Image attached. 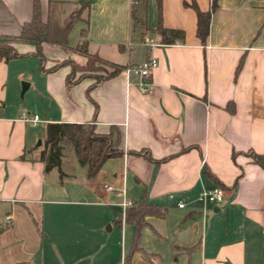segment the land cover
<instances>
[{"label": "crops", "instance_id": "0c3cea01", "mask_svg": "<svg viewBox=\"0 0 264 264\" xmlns=\"http://www.w3.org/2000/svg\"><path fill=\"white\" fill-rule=\"evenodd\" d=\"M135 1L40 0L54 42L44 46L46 67L68 59L84 66L73 50L86 32L89 53L119 67L154 56L153 95H142L125 71L89 94L92 79L68 90L71 68L39 73L31 45L16 46L25 58H0V264H264V168L247 156L264 155V0H147L145 35L134 29ZM80 3L89 8L70 30L67 52L58 45ZM193 4L211 11L205 43ZM159 7L162 26L184 32L183 41L163 44ZM33 8L34 0H0V37L18 36ZM145 36L157 44L151 53ZM23 82L30 87L22 99ZM23 113L41 123H25ZM50 123H94L99 134L115 126L123 155L94 179L72 154L63 178L46 172L36 143ZM104 184L164 210L146 218L139 250L137 227ZM216 187L223 204L198 202Z\"/></svg>", "mask_w": 264, "mask_h": 264}, {"label": "trees", "instance_id": "16d2710c", "mask_svg": "<svg viewBox=\"0 0 264 264\" xmlns=\"http://www.w3.org/2000/svg\"><path fill=\"white\" fill-rule=\"evenodd\" d=\"M81 8L79 17L76 18L78 12L72 14L71 22L68 24L65 31V41L58 46L63 50L70 52L72 49L67 42L68 34L72 26L79 21L83 12L89 8V3H80ZM215 5L212 6V9ZM159 26L156 33L161 36L163 44L172 45L177 41H183L185 34L182 31L165 29L161 23V7H159ZM193 8L198 17L197 36L205 43L209 36L211 11L204 13L193 4ZM76 13V14H75ZM147 15V0H138L133 5V22L135 30H149L146 25ZM51 27L49 22H45L42 18L40 0H34L33 16L30 22L25 23L18 36L0 37V58L5 61L25 58L27 55L20 54L16 46L20 44L31 45L35 48L33 56L37 58L41 64L39 73L52 74L61 68L70 67L71 72L66 79V87L70 90L84 79L94 80V84L89 88L88 94L93 89L109 79H112L123 71L125 68L108 63L100 59L96 55H91L88 51V41L86 40V32L82 33V41L73 51L87 59L86 65L79 67L73 60L68 59L62 62H55L50 68L46 67L48 59L44 55L45 45H54L51 39ZM95 63H103L113 68L106 76L87 75L86 72L95 70ZM241 68V64L238 70ZM78 71L83 74L76 77ZM94 120L97 118L98 107L96 108ZM121 132L117 127H112L108 134H99L96 131L94 123L74 124V123H50L46 127V138L43 142V150L40 154V160L45 164L46 172L57 169L61 178L65 175L62 171L64 159L69 158L70 154L76 158L79 165L87 168V176L89 179L97 177L105 163L114 158L123 155L121 150ZM69 154V155H68ZM236 156L235 154L233 155ZM252 162L261 168H264V155H258L253 152L247 153ZM214 180V178L211 176ZM165 212L157 207L147 205L145 203L127 210V223L135 225L138 229V234L134 246V250L138 249L139 232L147 226L146 218L149 216L164 217Z\"/></svg>", "mask_w": 264, "mask_h": 264}, {"label": "built area", "instance_id": "2783aa9c", "mask_svg": "<svg viewBox=\"0 0 264 264\" xmlns=\"http://www.w3.org/2000/svg\"><path fill=\"white\" fill-rule=\"evenodd\" d=\"M144 45L147 47L149 53L157 46V44L152 40L149 36H145ZM159 62L158 60L152 56L151 54L148 56L147 60L139 65H132L125 69V73L129 79V81H133L137 79V87L142 95L148 96L153 95L154 93V83L151 79L153 72L158 68ZM21 119L28 124L37 126L41 123L39 116L30 115L28 113H23ZM103 190L106 193L117 194V196L121 199V202L118 204L120 208L123 210V218L126 219L127 210L134 206V203L131 199L127 197L125 188H117L110 184H104ZM225 192L222 188L216 187L213 189H205L200 197L198 198V202L203 206H212V205H221L225 202ZM185 204H180V208H185ZM7 223L12 221V218L8 216L6 218Z\"/></svg>", "mask_w": 264, "mask_h": 264}, {"label": "rangeland", "instance_id": "374dc122", "mask_svg": "<svg viewBox=\"0 0 264 264\" xmlns=\"http://www.w3.org/2000/svg\"><path fill=\"white\" fill-rule=\"evenodd\" d=\"M80 7L78 6L76 9H75V12H78V11H80ZM76 14V13H75ZM79 17V12L77 13V15H76V18H78ZM80 18H81V16H80ZM75 64H77L76 62H74ZM87 63V62H86ZM79 67H83V66H81V65H79V64H77ZM86 65V64H85ZM95 70L94 71H92V72H86V74L88 75H92V76H106L107 74H109L112 70H113V68L112 67H110V66H108V65H105V64H103V63H95ZM83 73L81 72V71H78L77 72V74H76V77H79V76H81ZM94 81V80H93ZM22 99H20V101H21ZM39 130V132H41V134H42V137H40L39 139H38V141H37V143H36V146L38 145V142L41 140V141H43L44 139L43 138H45V130L44 129H42V125H41V127L38 129ZM44 136V137H43ZM39 148H43V144H42V146L41 147H39ZM69 155V154H68ZM134 203V202H133ZM134 207H138V204L136 205V203H134V206L133 207H131V208H134ZM130 208V209H131Z\"/></svg>", "mask_w": 264, "mask_h": 264}, {"label": "water", "instance_id": "95a60500", "mask_svg": "<svg viewBox=\"0 0 264 264\" xmlns=\"http://www.w3.org/2000/svg\"><path fill=\"white\" fill-rule=\"evenodd\" d=\"M30 87V84L29 83H26V82H23L22 83V94H21V98L23 99L24 98V95L25 93L27 92L28 88ZM43 144V141H39L38 142V145H37V148L41 147Z\"/></svg>", "mask_w": 264, "mask_h": 264}]
</instances>
